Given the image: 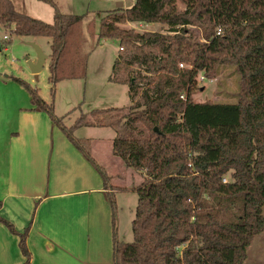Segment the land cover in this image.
<instances>
[{
	"label": "trees",
	"instance_id": "1",
	"mask_svg": "<svg viewBox=\"0 0 264 264\" xmlns=\"http://www.w3.org/2000/svg\"><path fill=\"white\" fill-rule=\"evenodd\" d=\"M180 1L184 8L178 0H135L110 10L96 35L95 18L88 14L57 11L46 22L18 10L12 0H0L1 28L51 39L54 85L85 78L101 39L120 44L110 80L129 86V112L93 109L67 127L37 88L15 78L35 109L49 112L100 171L113 207L114 190L137 194L133 240L115 234V264H243L264 231V0ZM130 23L167 29L138 31ZM191 26L202 28L203 41ZM184 62L192 66L181 68ZM224 66L240 75L237 101H195L199 72L212 78ZM84 126L111 127L114 155L139 172L142 182L113 186L112 175L92 155L91 140L74 134ZM0 221L18 233L11 222L1 216ZM28 231L20 234L25 264L31 258Z\"/></svg>",
	"mask_w": 264,
	"mask_h": 264
},
{
	"label": "crops",
	"instance_id": "2",
	"mask_svg": "<svg viewBox=\"0 0 264 264\" xmlns=\"http://www.w3.org/2000/svg\"><path fill=\"white\" fill-rule=\"evenodd\" d=\"M16 77L0 71V216L18 232L0 221V264L26 263L20 234L27 228L28 264H115L118 190L114 208L100 171L49 112L35 109ZM75 136L92 140V155L112 175L113 186H131L117 179L127 168L113 153L115 132L109 156L98 152L92 137ZM133 171L140 184L142 175Z\"/></svg>",
	"mask_w": 264,
	"mask_h": 264
},
{
	"label": "rangeland",
	"instance_id": "3",
	"mask_svg": "<svg viewBox=\"0 0 264 264\" xmlns=\"http://www.w3.org/2000/svg\"><path fill=\"white\" fill-rule=\"evenodd\" d=\"M16 2L20 3V9L26 11L24 13L46 22H53L57 11L63 14H88L90 18H95L94 31L98 35L101 18L108 11L130 7L135 3V0H71V3L70 0H53L55 6L43 0H16ZM178 4L180 8H184L180 0H178ZM129 26L138 31H162L167 29L166 26L158 23H130ZM190 28L195 34V39L204 40L202 28L196 26H191ZM84 32L88 35L86 26L84 27ZM5 35H8L9 39H5ZM27 40L24 36L13 34L6 28H1L0 71L5 70V73L15 75L32 87L37 88L42 99L52 105L54 115L58 118H63L67 127L72 126L81 116V113H89L93 109L113 107L123 108V112H129V108L132 105L129 86L110 80L114 74V65L120 53L118 40L112 38L100 40V43L89 56L85 78L64 79L60 80L56 85L50 80L51 57L47 60L44 69L40 73L33 74L31 72L27 59H31L36 54V51L32 45L27 43ZM37 41L44 51L50 55L52 52L51 39L40 37L37 38ZM191 66L190 63L184 62L183 68ZM239 80L240 75L233 66L222 67L217 76L212 78L200 71L196 89L193 92V99L198 102H236L238 99L236 93L239 90ZM74 134L79 137L80 135L92 137L95 139V147L101 155L109 156V152L111 154V143L114 135V130L111 127L86 126L78 129ZM125 172V174L122 172L118 174L117 179H122L120 181L131 186L122 187L130 188L134 184L136 185V173L128 168ZM225 178L229 180L230 176L227 175ZM114 201L116 206V198H114ZM118 201L119 204L115 211L118 239L132 241V221L135 217L138 196L131 190H118ZM243 264H264V231L256 236L248 247L247 257Z\"/></svg>",
	"mask_w": 264,
	"mask_h": 264
},
{
	"label": "water",
	"instance_id": "4",
	"mask_svg": "<svg viewBox=\"0 0 264 264\" xmlns=\"http://www.w3.org/2000/svg\"><path fill=\"white\" fill-rule=\"evenodd\" d=\"M27 43L34 47L37 55L34 59H27L28 66L33 74H38L44 69L49 55L44 51L43 47L37 41L31 40Z\"/></svg>",
	"mask_w": 264,
	"mask_h": 264
},
{
	"label": "built area",
	"instance_id": "5",
	"mask_svg": "<svg viewBox=\"0 0 264 264\" xmlns=\"http://www.w3.org/2000/svg\"><path fill=\"white\" fill-rule=\"evenodd\" d=\"M221 32H222V29L221 28H217V34H220ZM4 37H5V39H9L8 35H5ZM180 67L183 68L184 67V63H180ZM181 98H185L184 95H181ZM223 181L227 182V179L224 178Z\"/></svg>",
	"mask_w": 264,
	"mask_h": 264
}]
</instances>
